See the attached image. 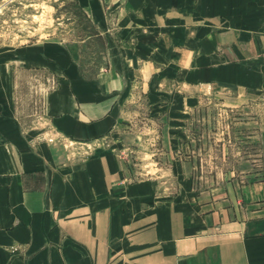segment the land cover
Wrapping results in <instances>:
<instances>
[{"label": "crops", "instance_id": "crops-1", "mask_svg": "<svg viewBox=\"0 0 264 264\" xmlns=\"http://www.w3.org/2000/svg\"><path fill=\"white\" fill-rule=\"evenodd\" d=\"M78 2L103 36L100 70L51 43L0 66V264H264V181L241 197L191 194L189 180L161 194L127 183L107 150L78 161L59 146L105 138L142 76L177 85L176 103L193 86L263 91L264 0ZM32 68L55 80L37 106L47 133L19 115L15 71Z\"/></svg>", "mask_w": 264, "mask_h": 264}, {"label": "rangeland", "instance_id": "rangeland-1", "mask_svg": "<svg viewBox=\"0 0 264 264\" xmlns=\"http://www.w3.org/2000/svg\"><path fill=\"white\" fill-rule=\"evenodd\" d=\"M43 43L66 51L88 77L105 63L103 36L78 0H0V66ZM149 77L132 80L123 92L105 138L61 140L63 153L82 161L107 150L122 164L127 183L159 181L161 194L176 193L178 180H189L191 194L241 197L264 181V90L193 86L176 103V84L151 85ZM54 84L46 70L15 71L19 115L29 129L47 133L37 106Z\"/></svg>", "mask_w": 264, "mask_h": 264}]
</instances>
